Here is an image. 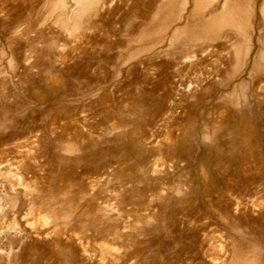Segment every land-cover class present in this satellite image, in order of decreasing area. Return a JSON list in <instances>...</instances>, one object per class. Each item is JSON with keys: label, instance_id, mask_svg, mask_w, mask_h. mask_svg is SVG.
Listing matches in <instances>:
<instances>
[{"label": "rangeland", "instance_id": "rangeland-1", "mask_svg": "<svg viewBox=\"0 0 264 264\" xmlns=\"http://www.w3.org/2000/svg\"><path fill=\"white\" fill-rule=\"evenodd\" d=\"M0 264H264V0H0Z\"/></svg>", "mask_w": 264, "mask_h": 264}]
</instances>
